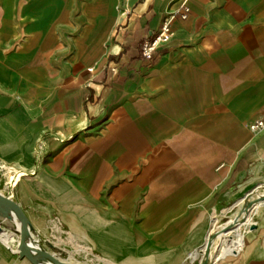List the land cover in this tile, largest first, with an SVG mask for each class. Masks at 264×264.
<instances>
[{
  "label": "crops",
  "instance_id": "1",
  "mask_svg": "<svg viewBox=\"0 0 264 264\" xmlns=\"http://www.w3.org/2000/svg\"><path fill=\"white\" fill-rule=\"evenodd\" d=\"M263 117L264 0H0V155L48 142L32 186L110 261L182 262L264 180ZM218 260L264 264V206Z\"/></svg>",
  "mask_w": 264,
  "mask_h": 264
},
{
  "label": "water",
  "instance_id": "2",
  "mask_svg": "<svg viewBox=\"0 0 264 264\" xmlns=\"http://www.w3.org/2000/svg\"><path fill=\"white\" fill-rule=\"evenodd\" d=\"M35 166L25 159L0 155V233L7 227L18 234L16 246L0 239L2 244L31 264H118L94 247L97 255L91 256L63 241L65 233L77 231L59 204L36 191L26 178L36 174L39 168Z\"/></svg>",
  "mask_w": 264,
  "mask_h": 264
},
{
  "label": "bare ground",
  "instance_id": "3",
  "mask_svg": "<svg viewBox=\"0 0 264 264\" xmlns=\"http://www.w3.org/2000/svg\"><path fill=\"white\" fill-rule=\"evenodd\" d=\"M239 208L232 213V222H236L240 219L241 215L243 213H246V217L242 223H239L235 229L234 237L231 239H228L224 243L223 246L219 249V251L212 257L211 260L206 259V254L208 253V250H205L203 261L201 264H214L216 260L221 258L222 256L228 254V253H235L239 251L244 244V237L246 234V231L248 230L249 226L252 225L255 221L258 215L260 214L263 206H264V189L260 190L257 189L256 191H252L247 196L243 197L239 201ZM0 239L3 240L5 243H13L14 241H18V234L14 230L5 227L1 233H0ZM63 241L65 243H70V245L77 251L88 254L91 256H96L97 254L93 250V244L91 240H89L88 236L85 233H65L63 235ZM208 246L211 248L213 247L214 240L213 238H210V240L207 242ZM15 246V245H14ZM198 257L197 253L192 252L190 256V261L196 260ZM205 258V259H204ZM23 264H31L28 260L25 261ZM183 264H190L184 262Z\"/></svg>",
  "mask_w": 264,
  "mask_h": 264
},
{
  "label": "rangeland",
  "instance_id": "4",
  "mask_svg": "<svg viewBox=\"0 0 264 264\" xmlns=\"http://www.w3.org/2000/svg\"><path fill=\"white\" fill-rule=\"evenodd\" d=\"M182 6L185 8V12H187L186 3L185 2L182 4ZM184 16H186V13H184ZM168 22L171 25V22L170 21H168ZM171 27H172V25H171ZM154 34L151 37H153ZM261 120H263V122H264V117ZM261 120H259V121H261ZM258 122L253 125V128L263 131L264 130V123L260 124V125H257ZM52 134L54 135L55 133L53 131L49 132L48 130H46V131H44L43 136L44 137L45 136H50ZM44 137L41 138V142L39 144H42V141H45ZM34 151H35L34 152V154H35L34 160L32 162L28 161V163L29 164H34V166L35 165L38 166V168H39L37 170V172H38L41 169V167H42V165H43V163H44V161H45V159H46V157L48 155V152H49L48 142H45V145L42 144L41 147L39 146V148L35 149ZM12 160H19V159H12ZM37 172H36V174H37ZM35 175L26 176V178L30 181V178L34 177ZM257 189H260V190L264 189V180L262 181V183L256 189H254V191H256ZM252 191L253 190L249 191L245 196H247ZM241 199L237 200L236 203L231 205L230 210L228 212H225V213H214L213 217L212 216L210 217V219L208 220V226H207L206 232L204 233L203 238L200 239V243L197 244L196 246H193L192 249H191V252H189V254L185 257V259L182 262H180L179 264H183L184 262L190 263V264H201L202 261H203L202 259L204 257V254H206L207 252L208 253L206 254V259L207 260H211L212 257L219 251L221 246H223L224 243L226 241H228V239H231V238L234 237V234H235L234 231H235L237 225L239 223H242L244 221L245 217H246V213H243L239 220H237L236 222H232V216L231 215H232L233 212H235L239 208V206H240L239 201ZM253 227H254V223L249 226L248 230L250 228H253ZM210 238H213V240H214V244H213L212 248L210 246H208V244H207V242L210 240ZM17 242L18 241H14L13 243H16V244H13V245L16 246ZM205 250H208V251L205 253ZM192 252H195L198 255L197 259L194 260V261H190V256H191ZM228 254H230V253H228ZM228 254H226V255H228ZM226 255H224V256H226ZM13 256H16V254L13 255ZM224 256H222V257H224ZM25 261H26V259H23L21 262L24 263ZM21 262H19V264H21ZM218 262H219V260H216L214 264H217Z\"/></svg>",
  "mask_w": 264,
  "mask_h": 264
},
{
  "label": "built area",
  "instance_id": "5",
  "mask_svg": "<svg viewBox=\"0 0 264 264\" xmlns=\"http://www.w3.org/2000/svg\"><path fill=\"white\" fill-rule=\"evenodd\" d=\"M172 33V27L167 21L163 24L161 29L157 31L153 37L147 38L142 43V53L146 58H152L156 48L163 42H167ZM263 120L259 121L257 125L263 124Z\"/></svg>",
  "mask_w": 264,
  "mask_h": 264
}]
</instances>
